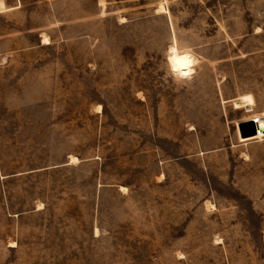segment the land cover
<instances>
[{"label":"rangeland","instance_id":"374dc122","mask_svg":"<svg viewBox=\"0 0 264 264\" xmlns=\"http://www.w3.org/2000/svg\"><path fill=\"white\" fill-rule=\"evenodd\" d=\"M262 116L264 0H0V264H264Z\"/></svg>","mask_w":264,"mask_h":264},{"label":"clouds","instance_id":"9594fccd","mask_svg":"<svg viewBox=\"0 0 264 264\" xmlns=\"http://www.w3.org/2000/svg\"><path fill=\"white\" fill-rule=\"evenodd\" d=\"M194 58L190 49H186L183 54H179L176 48L172 49V55L169 57L170 68L175 74L187 75L181 72V69L188 67L190 61Z\"/></svg>","mask_w":264,"mask_h":264},{"label":"water","instance_id":"95a60500","mask_svg":"<svg viewBox=\"0 0 264 264\" xmlns=\"http://www.w3.org/2000/svg\"><path fill=\"white\" fill-rule=\"evenodd\" d=\"M237 128L241 138L253 137L258 132H264V118L239 122Z\"/></svg>","mask_w":264,"mask_h":264},{"label":"bare ground","instance_id":"6f19581e","mask_svg":"<svg viewBox=\"0 0 264 264\" xmlns=\"http://www.w3.org/2000/svg\"><path fill=\"white\" fill-rule=\"evenodd\" d=\"M258 118H264V116H262V117H258ZM255 119H257V118H255ZM255 119H249V120H255ZM246 121V120H245ZM238 125V124H237ZM239 132V131H238ZM258 133H264V132H258ZM257 133V134H258ZM240 136V135H239ZM241 138V137H240ZM250 138V137H249ZM244 139V138H243Z\"/></svg>","mask_w":264,"mask_h":264}]
</instances>
